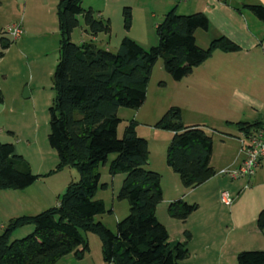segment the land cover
Listing matches in <instances>:
<instances>
[{"label":"trees","instance_id":"trees-1","mask_svg":"<svg viewBox=\"0 0 264 264\" xmlns=\"http://www.w3.org/2000/svg\"><path fill=\"white\" fill-rule=\"evenodd\" d=\"M82 0H59L58 59L52 75L54 98L48 108L47 140L58 156L57 169L74 167L77 181L66 186L55 206L35 215H21L2 226L0 233V264H55L69 253H81L87 248L82 231L97 234L106 264H181L188 257L185 230L184 241H169L165 226L156 218V206L162 199L160 174L148 170V145L138 137L131 120L118 138L119 107L139 108L145 100L146 85L154 62L162 66L173 80H180L208 59L216 50L234 52L239 46L218 36L206 47L195 42V31L206 30L208 20L202 12L178 14L168 10L155 25L156 46L148 49L124 37L115 53L96 47L91 41L81 44L70 40L72 30L81 16L90 36L108 33V21L83 8ZM247 9L264 23V6L247 4ZM124 26L129 28L131 12L123 8ZM10 39L0 36V48L5 50ZM3 95L0 90V104ZM262 124L260 121L236 122L240 132L248 133ZM154 127L172 132L166 151V164L175 172L185 188H193L215 174L209 164L212 139L197 125H184L178 107L166 110ZM110 174L125 173L117 198L126 200L129 213L118 221L116 231L107 229L94 216L105 212L104 203L94 199L99 184L98 166L107 156ZM37 175L27 160L15 152L11 143L0 142V189H24ZM197 209L196 203L178 198L167 205V214L185 220ZM256 227L264 229V207L258 212ZM32 225L33 231L9 241L13 230ZM237 264H264V250H241Z\"/></svg>","mask_w":264,"mask_h":264},{"label":"rangeland","instance_id":"rangeland-1","mask_svg":"<svg viewBox=\"0 0 264 264\" xmlns=\"http://www.w3.org/2000/svg\"><path fill=\"white\" fill-rule=\"evenodd\" d=\"M114 2L108 0V8L104 14L93 11L96 17L108 21L109 32L97 34V39L92 43L112 53L117 51L124 37L132 40L138 37L137 39L140 40H135L145 49L156 46L158 38L155 23H159L162 18L157 22L156 19L159 18L148 14L151 25L144 28L142 24L146 8L141 9L136 6L133 11L132 8L130 11V26L125 28L123 8L129 7L130 9V6H124L123 1L117 4ZM17 3L18 8L13 5L7 15L11 21L8 24L21 23L24 29L22 38L27 39L18 44L21 39L7 37L10 39L8 47L11 50L5 54V50L0 48V85L1 92H3L0 104V142L11 143L15 152L27 160L31 172L37 175V178L24 189H0V233L2 226L13 218L21 215H35L48 207L57 205L68 183L79 179L78 171L74 167L57 169L56 150L50 147L47 140L48 108L55 95L52 75L58 59L57 4L53 6V4L50 5L49 0H36L26 7L23 18L22 14L25 11L23 4L19 0ZM157 5L153 6L156 10H158L156 7H160V4ZM247 13L252 18L250 23L254 29L258 28L255 22L263 24L253 14ZM78 20L79 23L72 30L70 40L76 44L90 42L83 18L79 16ZM137 35L144 37L139 38ZM4 74L7 75L5 79ZM195 89V86L188 88L184 77L182 80H173L164 70L162 59L158 58L151 68L142 105L137 109L118 108L116 114L119 122L116 126V135L120 138L125 126L131 120L133 121L136 135L147 141L149 156L145 168L160 174L162 199L156 206V218L165 226L171 242L184 241V231L192 228L198 237L193 244L196 242V245H199L201 243L199 227L204 218L202 210L192 212L185 220H179L167 214L168 203L178 199L173 197H179L187 203H192L195 197L206 194L205 190L216 185L220 187L219 192L227 190L234 199L237 190L244 189L246 178L232 179L227 174L219 173L218 170L221 166L223 168L234 167L240 159L239 140L235 138L238 136V129L230 121L237 119V115L230 104V97L217 92H207L204 89L201 91ZM170 107H178L182 116L181 121L201 127L212 139L211 163L216 168L215 177L206 185L193 187V191L185 188L178 175L166 164V151L172 132L154 127L161 115ZM245 112H248L247 108ZM227 156L229 160L226 159ZM114 157L115 153H110L106 162L98 166L100 179L93 197L102 200L105 207V212L95 215L94 221L101 222L112 232L116 231L117 222L129 213L127 201L117 198L125 173L110 174L108 171L109 163ZM232 158H235L232 165L225 166ZM219 192L217 209H219L218 214L224 218L227 216L229 206L220 201ZM32 231V225L19 227L12 231L9 241L20 239ZM81 234L86 241L87 248L81 253H69L55 264H106L102 257L99 236L91 231H82ZM188 239L186 247L189 252L191 245L187 244ZM188 257L181 264H193L192 259ZM226 257L228 259V256ZM212 261L215 260L208 256L204 264H212ZM233 264H237L236 257Z\"/></svg>","mask_w":264,"mask_h":264},{"label":"crops","instance_id":"crops-1","mask_svg":"<svg viewBox=\"0 0 264 264\" xmlns=\"http://www.w3.org/2000/svg\"><path fill=\"white\" fill-rule=\"evenodd\" d=\"M17 1L18 0H0V30L6 26L8 22H11L7 15L12 10L13 5L18 8ZM19 1L22 2L25 10L26 7L36 0ZM49 1L50 5L53 4V6H55L59 0ZM112 1H115L114 3L116 4L123 1L124 3L122 4H124V6H130V11L131 8L133 11L136 6H139L141 9L145 7L146 11L144 9L145 16L142 24L144 28L151 25L149 23V16L159 18L156 19L158 22V20L163 18V15L172 8L179 14H190L198 11L205 14L208 20V28L206 30L197 29L195 31L196 44L199 47H206L209 41L222 35L237 44L240 49L234 52L214 51L208 59L194 67L191 73L184 77L188 88L190 86H195V90L201 91L204 89V91L207 92H217L219 94L228 95L231 99L230 104H232V108L237 115V119L230 120L234 124L239 121L264 122V23L257 24V22H255L258 28L254 29L250 23L252 18L250 14L247 13L249 12L252 14V12L246 7L247 4L254 3H259L264 6V0ZM158 3L160 7H156L158 8V10H156L153 6H156ZM81 5L83 8H90L96 13L104 14L108 8V0H82ZM25 12L26 10L22 14L23 18ZM137 36H139V38L144 37L143 35ZM22 37L23 36L19 37L21 40H19L18 44L27 39H23ZM89 37L91 42L97 39V35H89ZM134 38L140 40L137 39L138 37ZM135 39L133 40L136 41ZM10 50L11 48H6L5 54ZM3 78H7V75L4 74ZM1 89L2 87L0 85V90ZM246 108L248 112H245ZM182 123L184 125H191L184 121H182ZM240 136L241 132L238 129V136L235 137L236 140H239ZM241 157L242 155L240 154V159ZM226 159L229 160V156H227ZM240 159L237 164L240 162ZM234 161L235 158H232L225 166L232 165ZM209 164L216 171L215 166L211 163V157ZM221 168L223 167L221 166L218 170ZM213 177H215V174L196 187L206 185ZM244 178H246L244 189L237 190V195L232 203L226 205L229 206V209L227 211V216L224 218L218 214L219 209H217V197L220 190L219 185L205 190L204 192L206 194L195 197V201L192 202L197 204V209L193 213L201 210L202 213H204V218L199 227L201 231L199 234L201 243L199 245H196V242L193 244L197 237L196 231L192 228L188 229L190 237L187 244L191 245L188 258L192 259L193 264H204L208 256L215 260L211 262L212 264H233L237 252L241 250H264V229L259 230L255 223L258 212L264 207V158L260 161L255 172ZM192 189L194 188H190L189 191H193ZM202 207H204V209H202ZM226 256H228V259Z\"/></svg>","mask_w":264,"mask_h":264},{"label":"built area","instance_id":"built-area-1","mask_svg":"<svg viewBox=\"0 0 264 264\" xmlns=\"http://www.w3.org/2000/svg\"><path fill=\"white\" fill-rule=\"evenodd\" d=\"M23 34L20 23H10L0 30V36L16 39ZM240 162L234 167L221 168L219 173L227 174L231 178L248 177L252 175L264 158V122L248 133L241 132L239 138ZM219 199L224 205H230L232 196L227 190L219 192Z\"/></svg>","mask_w":264,"mask_h":264}]
</instances>
